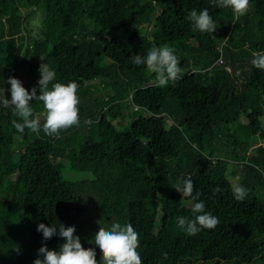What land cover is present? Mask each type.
<instances>
[{
	"label": "trees",
	"instance_id": "1",
	"mask_svg": "<svg viewBox=\"0 0 264 264\" xmlns=\"http://www.w3.org/2000/svg\"><path fill=\"white\" fill-rule=\"evenodd\" d=\"M202 9L214 33L187 20ZM40 13L56 31L31 26ZM165 44L182 72L159 87L130 57ZM255 52H264V0H250L239 19L211 0H0V96L11 99L9 77H27L22 85L39 95L45 63L54 82L78 83L81 121L59 138L20 134V118L0 105V264H33L45 244L59 250L63 239L45 241L40 223L75 226L99 261L89 241L113 222L133 225L142 264H264V142L255 141H264V71L251 64ZM30 103L42 124V102ZM228 170L248 190L243 201ZM189 177L186 197L176 188ZM201 201L219 224L191 236L176 218H194Z\"/></svg>",
	"mask_w": 264,
	"mask_h": 264
},
{
	"label": "clouds",
	"instance_id": "2",
	"mask_svg": "<svg viewBox=\"0 0 264 264\" xmlns=\"http://www.w3.org/2000/svg\"><path fill=\"white\" fill-rule=\"evenodd\" d=\"M211 3L214 7L230 8L237 19L245 16L250 7V0H211ZM187 20L191 22L194 31L214 33L217 29V24L207 9L199 12L191 10ZM253 57L251 64L264 71V52H255ZM130 61L136 66H146L148 72L154 74L153 82L156 86L164 87L170 81L175 83L181 78V61L175 54V49L167 44L149 49L145 56L132 55ZM38 71L41 77L37 82L39 95L37 87H33L29 92L19 79L9 77L7 84L10 85L11 99L0 96V105L12 108L20 118V122L15 120L12 122L18 133L23 134L27 129L38 134L42 129L47 136L59 138L62 131L80 126L79 85L75 81L67 84L54 82L56 73L45 63H41ZM30 101L42 102L44 108L42 124L39 117L34 118ZM84 124L91 125V119H86ZM193 187V181L189 177L183 181V187H177L176 190L186 197H191ZM247 194L248 190L242 185L233 188L234 198L238 201H243ZM193 199H198V195ZM191 211L194 217L192 219L182 216L176 218L177 226L188 235L194 236L201 229H214L219 224L216 216L205 211V204L202 201L193 203ZM37 231L43 234L45 241L57 235L64 242L59 245L58 251L49 250L46 244L41 246L38 255L43 259L37 258L33 264H142L137 251L140 246L139 234L131 223L122 225L113 222L109 228L99 226L94 238L89 241L99 249L101 254L99 261L96 259L97 253L94 248L83 247L80 237L75 235V226L66 227L63 223L46 226L40 223Z\"/></svg>",
	"mask_w": 264,
	"mask_h": 264
},
{
	"label": "rangeland",
	"instance_id": "3",
	"mask_svg": "<svg viewBox=\"0 0 264 264\" xmlns=\"http://www.w3.org/2000/svg\"><path fill=\"white\" fill-rule=\"evenodd\" d=\"M41 14V20L39 21V19L37 17L33 18V20L31 21V26L38 28V25L40 24L41 21H43L46 26L49 27L48 30H51L52 28H54V31H56V27L58 28V26L56 25V22L52 21L50 15L47 13V15H45V13H40ZM20 81L24 84L27 81V77H23L20 79ZM256 144L258 142H264L261 141V138H258L255 140ZM262 171H264V167H261ZM230 170H228V176L231 180V182L233 183V185H243L242 182L240 181V179H238V176H236L235 174L233 175L232 173H229ZM222 264V263H220Z\"/></svg>",
	"mask_w": 264,
	"mask_h": 264
},
{
	"label": "built area",
	"instance_id": "4",
	"mask_svg": "<svg viewBox=\"0 0 264 264\" xmlns=\"http://www.w3.org/2000/svg\"><path fill=\"white\" fill-rule=\"evenodd\" d=\"M219 60L222 61V57H219ZM225 68L229 69V66L227 64L224 65Z\"/></svg>",
	"mask_w": 264,
	"mask_h": 264
}]
</instances>
